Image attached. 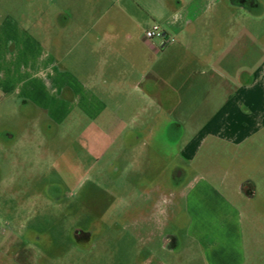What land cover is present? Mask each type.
<instances>
[{
    "label": "rangeland",
    "instance_id": "rangeland-1",
    "mask_svg": "<svg viewBox=\"0 0 264 264\" xmlns=\"http://www.w3.org/2000/svg\"><path fill=\"white\" fill-rule=\"evenodd\" d=\"M128 10L114 43L100 46L107 61H68L107 105L98 119L75 109L54 124L29 99L0 88V222L8 223L0 228L48 234L50 243H39L43 248L50 244L44 255L48 264H264V121L237 141L201 133L194 156L184 159L175 152L189 135L177 133L174 124L187 121L194 130L203 125L216 109L202 104L208 89L223 80L249 83L264 64V45L261 51L247 44L240 53L214 55L210 71L194 73L187 83L188 69H201L204 62L186 50L177 52V76L170 70L164 76L183 83L181 103L173 112L169 105L157 109L155 101L149 104L140 95L144 79L136 90L131 80L159 59L149 43L162 56L168 54L159 37L144 36L154 25L165 27L144 0ZM250 24L246 38L264 35V22ZM85 52L93 50L86 46ZM159 79L152 81L162 83ZM119 117L143 140H114L115 129L122 126L112 122ZM178 169L185 171L174 177ZM195 172L231 203L233 221L220 214L217 200H185L182 187ZM242 183L254 196L239 192ZM164 238L168 247L162 245Z\"/></svg>",
    "mask_w": 264,
    "mask_h": 264
},
{
    "label": "crops",
    "instance_id": "crops-1",
    "mask_svg": "<svg viewBox=\"0 0 264 264\" xmlns=\"http://www.w3.org/2000/svg\"><path fill=\"white\" fill-rule=\"evenodd\" d=\"M136 1L0 0V88L22 96L23 101L29 99L32 105L45 110L46 117L53 119L54 124L63 122L75 109L90 119H98L107 105L93 96L68 61H107L109 57L103 54L100 46L109 40L114 43L115 31L126 23L130 17L128 8ZM144 3L154 19L165 27V35L159 37L158 44L166 48L168 54L162 56L163 51L157 52V45L149 43L159 59L147 64L138 80H131V89L136 90L138 81L144 79L146 89H140V95L149 104L155 101L157 109L169 105L173 112L181 103L179 95L183 83L170 82L164 76L168 70L170 74L179 71L177 52L181 55V51L186 50L191 58L204 62L201 69L197 66L188 69L187 83L194 73L210 71L214 55L237 49L240 53L247 44L260 46L261 51L264 45V35L245 36L250 23L258 22L260 26L264 22V0H144ZM168 31L176 36L175 40L170 38ZM187 33H191L190 36L187 37ZM86 46L93 52H85ZM152 78H160L162 83ZM202 102L216 109L199 128L192 129L187 121L174 122L177 133L181 130L189 135L188 142L175 152L180 159L194 156L201 133L237 141L261 126L264 121V64L256 68L249 83L235 85L223 80L220 85L208 89ZM115 122L112 124L122 127L115 129L114 140H143L137 130L126 128L120 117ZM184 171L175 170L173 176L178 177ZM156 187L160 189V185ZM182 188L186 189L187 202L194 198L200 202L206 197L217 200L221 204L220 214L227 220H234L231 203L203 175L195 172ZM191 207L189 211L194 215L196 209ZM3 223L8 224L0 222ZM234 229L239 230V227ZM189 237L194 239L195 235L192 233ZM48 238V234L31 230L27 234L22 229L0 228V264H40L42 257L45 258L43 263L48 264L49 257L44 256L51 249ZM44 239L49 243L43 248L39 243L45 242ZM168 243L169 239L164 238L163 247H168Z\"/></svg>",
    "mask_w": 264,
    "mask_h": 264
},
{
    "label": "built area",
    "instance_id": "built-area-1",
    "mask_svg": "<svg viewBox=\"0 0 264 264\" xmlns=\"http://www.w3.org/2000/svg\"><path fill=\"white\" fill-rule=\"evenodd\" d=\"M165 35V32L162 28H160L158 25H154L152 26V28L150 29H147L145 31V34L144 36L147 38V39H151L155 36L157 37H161V36H164ZM166 41H169L168 39Z\"/></svg>",
    "mask_w": 264,
    "mask_h": 264
},
{
    "label": "flooded vegetation",
    "instance_id": "flooded-vegetation-1",
    "mask_svg": "<svg viewBox=\"0 0 264 264\" xmlns=\"http://www.w3.org/2000/svg\"><path fill=\"white\" fill-rule=\"evenodd\" d=\"M239 192L246 195L247 197L254 196V193L252 192L251 188H249V185L247 183H242L238 187Z\"/></svg>",
    "mask_w": 264,
    "mask_h": 264
}]
</instances>
